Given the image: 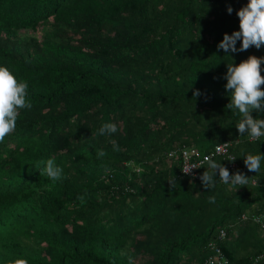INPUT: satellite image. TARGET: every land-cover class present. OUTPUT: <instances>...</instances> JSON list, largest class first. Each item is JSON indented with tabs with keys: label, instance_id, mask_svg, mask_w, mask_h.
<instances>
[{
	"label": "trees",
	"instance_id": "trees-1",
	"mask_svg": "<svg viewBox=\"0 0 264 264\" xmlns=\"http://www.w3.org/2000/svg\"><path fill=\"white\" fill-rule=\"evenodd\" d=\"M246 4L0 0V66L27 82L32 104L0 143V264H204L219 229L227 264H264V233L241 219L264 212V161L257 173L244 164L264 154V137L239 135L223 78L227 64L264 57V45L217 47ZM105 123L118 131L97 135ZM221 143L246 186L217 176L203 187L206 165L183 174L178 150L205 156ZM49 158L65 178L39 174Z\"/></svg>",
	"mask_w": 264,
	"mask_h": 264
},
{
	"label": "clouds",
	"instance_id": "clouds-1",
	"mask_svg": "<svg viewBox=\"0 0 264 264\" xmlns=\"http://www.w3.org/2000/svg\"><path fill=\"white\" fill-rule=\"evenodd\" d=\"M226 11L231 14L233 9L228 6ZM236 15L239 18V30L233 31L231 35L224 34L217 45L218 49H223L226 53L246 51L253 46L260 49L264 45V0H247V4L237 10ZM237 41L240 42L239 48L236 47ZM262 65H264V57L249 55L238 64L233 62L227 64V71L223 77L226 80L224 87L230 95V102L226 106L238 111L241 118L236 125L237 131L239 135L247 133L250 140H260L264 137V119L253 116V112L264 113V87H262L264 86V75H262L264 68ZM27 89L26 81H18L7 67L0 66V143H3L5 138L15 131L20 110L31 109L32 104L28 98ZM199 95L198 90L193 92L194 97ZM117 131L116 124L105 123L97 130V135H111ZM109 143L112 144L114 151H119L117 141L111 139ZM105 155L103 150L97 152L98 159ZM215 155V152L205 155L200 161V168L207 166V170L203 171L199 177L203 187L207 189L215 187L217 176L220 182L233 188L246 186L249 183V177L241 172L230 174L227 168L214 159ZM262 161H264V154L261 153H249L244 157L245 166L254 173L260 171ZM41 164L44 165L39 172L41 176L52 181L65 178L63 168L58 166L53 158L41 161ZM193 168L197 167L189 164L183 173L191 174ZM169 183L172 184L173 181ZM77 199L81 204L85 203L83 195L78 196ZM209 202L214 203L215 198L209 197ZM128 261L129 264H133L131 256L128 257ZM8 264H28V262L17 259L9 260Z\"/></svg>",
	"mask_w": 264,
	"mask_h": 264
},
{
	"label": "built area",
	"instance_id": "built-area-1",
	"mask_svg": "<svg viewBox=\"0 0 264 264\" xmlns=\"http://www.w3.org/2000/svg\"><path fill=\"white\" fill-rule=\"evenodd\" d=\"M229 149L230 147L226 143L218 144L214 147V150L212 151V153L215 152L216 153L215 156H220L224 159V161H227L228 167L230 171L233 173L238 169V165L236 164L237 162L235 159L232 160V158H234V155L230 153ZM178 151H180L181 158L183 159L184 167L182 168V172L187 165L191 164V165H195L197 168H193L191 170V174H186V175L188 176H195L196 174L198 175L199 171L202 168V167L200 168V161L203 160L204 156H199L197 151H195L194 149H189V148H183ZM251 184L254 185L255 181L252 180ZM241 219L251 221L254 225L258 227V229L262 233H264V212L261 214L251 215V218L249 219H247L246 216H242ZM225 240H226V232L223 229L218 230L214 240L208 243V248L210 249V252L212 253V255L207 257L204 264H227L228 263V260L223 255L222 249H221V246Z\"/></svg>",
	"mask_w": 264,
	"mask_h": 264
}]
</instances>
